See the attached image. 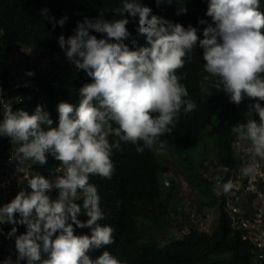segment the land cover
I'll list each match as a JSON object with an SVG mask.
<instances>
[{"label":"clouds","instance_id":"9594fccd","mask_svg":"<svg viewBox=\"0 0 264 264\" xmlns=\"http://www.w3.org/2000/svg\"><path fill=\"white\" fill-rule=\"evenodd\" d=\"M163 2L156 0L157 5ZM186 12L180 8L177 14ZM114 13L138 17L137 32L146 38V45L136 46L133 39L130 48L124 42L131 36L127 18L85 17L77 22L74 34L59 36L68 62L93 82L79 89L78 105L63 101L57 105V126L43 105L32 114L14 112L8 103L0 106V137L10 138L15 145L13 158L25 165L20 169L25 190L16 188L15 198L0 207V224L26 226L23 234L16 235V227L8 233L14 236L15 264H126L108 251L95 259L89 255L114 243V229L100 223L106 216L90 177L112 178L113 150L120 149L121 142L136 146L137 153L164 148L160 138L172 133L181 112L196 110L182 83L187 74L178 73L193 62L197 47L203 50L202 98L215 89L224 91L236 105L245 97L255 101L249 105L246 122L230 130L236 142L250 143L252 163L242 169L243 175L255 176L260 168L257 158L264 161V12L259 10V0H209L206 16L211 22L198 21L206 25L203 38L191 24L185 28L153 15L138 0H120ZM67 19L53 22V28L57 23L63 27ZM49 154L59 163L47 176H33L30 166L46 164ZM235 187L229 180L222 185L223 193ZM82 213L86 221L78 219ZM76 228H89L91 234L77 235ZM3 264H13L11 257Z\"/></svg>","mask_w":264,"mask_h":264},{"label":"trees","instance_id":"16d2710c","mask_svg":"<svg viewBox=\"0 0 264 264\" xmlns=\"http://www.w3.org/2000/svg\"><path fill=\"white\" fill-rule=\"evenodd\" d=\"M138 2L150 7L153 15L180 23L185 28L191 24L199 30L198 35L201 38L206 25H201L198 21L204 19L211 22V18L206 16L209 0H171V3L164 0L159 5L156 0ZM118 7L120 0H0V63L3 68L1 82L4 86H9L7 77L15 66L19 67L18 63L21 67L24 66L25 79L29 80L27 85L11 90L4 98L13 101L22 97L24 110L29 114L38 105H43L45 111L50 113L53 126H57V105L62 101L78 105L79 89L93 82L85 72L77 71L68 62L65 52L59 47L58 37L64 35L67 38L74 34L77 22H83L85 17L91 19L103 16L109 20ZM180 8H186L187 12L178 15ZM259 10L264 12V0H259ZM63 17L68 18L64 26L60 27L57 23L53 28V22H58ZM49 18H54V21ZM125 18L129 20L126 27L131 36L124 42L132 48V40L135 39L136 46H145L146 38L137 32L138 17L133 18L126 14ZM92 34L103 38L102 34ZM16 51H23L24 55L18 63L15 62ZM202 52L197 47L193 62L186 64L178 73L187 74L182 83L187 87L188 98L197 104V108L188 114L181 112L172 133L165 134L160 139L165 142L169 151L184 153L204 139L205 129L213 123V117L217 116L218 159L221 164H229L234 160L232 143L236 140L230 131L231 127L246 122L249 105L255 101L245 97L243 102L236 105L230 102L224 91L215 89H211V96L202 98L199 86L204 63ZM261 104L264 106V102ZM252 118L259 120L255 113ZM11 144L10 138L0 137V207L10 203L18 194L14 181L8 188L1 186L3 175H12L16 169L15 164L17 165L15 161L9 160L13 154ZM158 149L159 147L145 149L143 153H137L136 146L121 142L120 149L113 150L115 171L112 178L90 177V183L98 188L100 206L106 216L100 223L114 229V243L91 251L90 257L95 259L108 251L126 264H251V246L232 229L222 208L220 219L210 233L192 231L182 237L170 234V239L164 244L157 239L162 229L174 222L171 213L176 211L179 202V184L175 185L171 181L170 186L164 190L162 175L168 171L169 166L159 160L156 153ZM58 163L49 154L46 164H32L30 169L33 176L38 173L47 176ZM193 169L189 167L187 179L193 188H198L200 208L216 204L211 181L201 171H197V168L191 171ZM53 193L54 191L49 195L52 197ZM15 218L20 219L18 213ZM78 219L86 221L88 217L82 213ZM0 225L7 232H0V264H3L8 255L15 263L16 256L12 251L14 236L9 237L8 233L12 227H16V235L23 234L26 226L8 223ZM75 233L90 235L91 229L76 228Z\"/></svg>","mask_w":264,"mask_h":264},{"label":"built area","instance_id":"2783aa9c","mask_svg":"<svg viewBox=\"0 0 264 264\" xmlns=\"http://www.w3.org/2000/svg\"><path fill=\"white\" fill-rule=\"evenodd\" d=\"M24 57L23 51H16L15 62L18 63ZM15 66L8 78L9 86H4L1 82L3 68L0 63V106L5 103L11 104L12 110H24L22 97L15 98L13 101H7L4 95L13 89L27 85L29 80L25 79L24 66ZM17 68L20 73L17 74ZM2 113V108H0ZM25 111V110H24ZM2 116V115H1ZM14 149L15 145L11 144ZM250 143L247 141L232 143V155L234 160L229 164L207 165L201 171L203 176L212 183V194L215 197L216 204L207 205L202 208L199 206L198 192L192 193L191 184L182 180H177L179 188L182 189L180 201L174 212L180 221L174 222L176 237H182L192 231L212 232L219 219L221 208L227 215L232 229L239 233L241 239L251 246V264H264V161H259L260 168L255 176L248 177L243 175L242 169L252 163L251 156L247 149ZM10 161H15V171L12 175H3L1 186L8 188L12 182L18 191L25 190L26 180L23 179V164L19 163L13 154L9 157ZM62 169L58 167V171ZM2 172V171H1ZM21 172V174H20ZM3 174V173H2ZM219 178V179H218ZM23 179V180H21ZM233 181L236 187L224 194L222 185L227 181ZM20 181H23L22 183ZM171 179L165 178V187L170 186ZM182 186V187H181ZM195 189V188H193ZM181 191V190H180ZM2 233H7L6 229L0 225ZM11 257L10 255L7 258Z\"/></svg>","mask_w":264,"mask_h":264},{"label":"rangeland","instance_id":"374dc122","mask_svg":"<svg viewBox=\"0 0 264 264\" xmlns=\"http://www.w3.org/2000/svg\"><path fill=\"white\" fill-rule=\"evenodd\" d=\"M126 14L122 17L120 15L114 14L111 15L109 20L113 19H121L125 18ZM218 122V117L214 116L213 117V123L209 124L207 128L205 129L204 132V139L199 142V144L195 147L189 148L186 150L184 153H175L174 151H169L168 147L164 148H159L157 150V156L159 160L163 163H167L169 166L168 171L162 175V179H164L169 176L171 181H173L176 185L177 180L183 181V183L187 182L188 185H190V182L187 179V175H189V167H193L194 169L191 171H195L197 168V171H202L203 168L207 165H218L220 160L218 159V150H217V145H216V124ZM30 175V174H29ZM181 186V187H182ZM166 190V187L164 188ZM181 190V191H180ZM196 189L192 188V193H195ZM178 200L180 201V195L182 192L181 188H178ZM198 192V188H197ZM196 194V193H195ZM179 202L177 203L176 207H178ZM172 221H180L181 219H178L176 214L174 212L171 213ZM174 222L172 224H169L165 226L162 231L159 233L157 236V239L164 244L167 242L172 235L176 236V232L173 231L175 229V224ZM15 243V242H14ZM15 246V244H14ZM15 251L16 248L14 249ZM17 255V254H16ZM17 260V256L15 259V262ZM13 264H15L13 262ZM20 264H22V261H20Z\"/></svg>","mask_w":264,"mask_h":264}]
</instances>
